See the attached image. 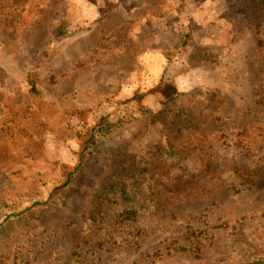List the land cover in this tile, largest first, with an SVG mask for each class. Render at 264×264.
<instances>
[{
  "label": "rangeland",
  "instance_id": "374dc122",
  "mask_svg": "<svg viewBox=\"0 0 264 264\" xmlns=\"http://www.w3.org/2000/svg\"><path fill=\"white\" fill-rule=\"evenodd\" d=\"M0 264H264V0H0Z\"/></svg>",
  "mask_w": 264,
  "mask_h": 264
},
{
  "label": "trees",
  "instance_id": "16d2710c",
  "mask_svg": "<svg viewBox=\"0 0 264 264\" xmlns=\"http://www.w3.org/2000/svg\"><path fill=\"white\" fill-rule=\"evenodd\" d=\"M156 89L159 90L163 94V96L169 100H171L174 95H178L179 93V90L176 88V86L172 82L160 83ZM169 133L170 132L166 130V133H164V136H163V140L158 145L157 149L160 151L162 148H164L165 157L175 158L177 153L175 152V145L173 143L172 138L169 136ZM235 172L239 173L238 170H236ZM132 213H133L132 210L127 209L124 211L123 214L131 215Z\"/></svg>",
  "mask_w": 264,
  "mask_h": 264
},
{
  "label": "crops",
  "instance_id": "0c3cea01",
  "mask_svg": "<svg viewBox=\"0 0 264 264\" xmlns=\"http://www.w3.org/2000/svg\"><path fill=\"white\" fill-rule=\"evenodd\" d=\"M85 16H86V15H85ZM84 18H88V16L84 17V15H82V16H81V19L83 20ZM194 41H196V39H195ZM162 55H163V56H162V62H163V65L166 66L167 64H169V63H168V59H167V57H166L163 53H162ZM148 56H151V55H148ZM174 62H175V60H174ZM170 64H172V66L175 65L173 62H170ZM170 64H169V65H170Z\"/></svg>",
  "mask_w": 264,
  "mask_h": 264
}]
</instances>
